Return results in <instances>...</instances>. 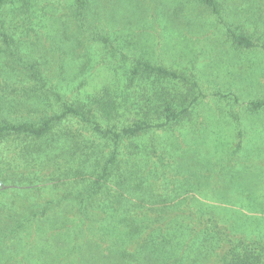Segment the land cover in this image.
Masks as SVG:
<instances>
[{
  "label": "rangeland",
  "instance_id": "374dc122",
  "mask_svg": "<svg viewBox=\"0 0 264 264\" xmlns=\"http://www.w3.org/2000/svg\"><path fill=\"white\" fill-rule=\"evenodd\" d=\"M224 1L234 10L227 7V18L233 23L227 18L224 22L197 0H87L84 10L76 0H10L0 18V124L33 121L28 106L33 112L42 106V115L49 116V104L56 102L54 92L65 83L59 78L72 74L71 65L82 71L87 63L81 54L82 63L76 64L80 54L72 55L69 43L82 36L76 39L86 50L85 40L91 33L88 24L96 22L99 32L111 37V44L101 53L103 71L93 83L109 80L110 75L114 89H127L126 75L136 58L196 74L204 97L182 120L177 134L169 132L168 124L157 135V143L174 148L178 162L181 159L191 171L197 170L196 186L203 188L201 192L195 189L193 203L213 206L222 219L235 211L241 216L236 218L238 224L247 229L239 230L252 238L258 236L264 244V109H249L251 99L264 98V49L236 47L226 29L228 24H240L259 39L257 43H263L264 0H242L240 7ZM74 29L80 33L74 31L71 36L69 30ZM175 136L180 138L179 149ZM152 138L148 133L138 142L148 144ZM15 139L14 135L0 136V264H28L27 231L21 226L26 218L40 219L50 203L69 216L78 212L70 207L73 197L66 196L67 191H75L69 184H60L52 194L18 189L15 184L22 183V176L29 172L43 177L41 168L51 172L68 164L71 153L59 162L39 163L27 155L26 146L40 145L42 140L26 138L19 148ZM113 147L107 141L87 152H97L98 168ZM20 150L26 154L19 155ZM81 153L84 158L86 152ZM229 160L232 165H227ZM92 161L90 169L95 167ZM87 175L91 176L89 171ZM4 180L13 186H3ZM36 251L33 246L29 258Z\"/></svg>",
  "mask_w": 264,
  "mask_h": 264
},
{
  "label": "trees",
  "instance_id": "16d2710c",
  "mask_svg": "<svg viewBox=\"0 0 264 264\" xmlns=\"http://www.w3.org/2000/svg\"><path fill=\"white\" fill-rule=\"evenodd\" d=\"M9 1L0 0V18ZM229 1L243 5L242 0ZM197 2L224 22L230 17L227 7L234 13L224 0ZM76 3L80 10L87 6V0ZM234 24L226 29L236 47L264 49V42L257 43L252 32ZM99 25L88 24L91 33L85 40L86 50L77 40L82 36L69 43V52L80 54L76 64L82 63L81 54L87 63L82 71L71 65L72 74L59 78L65 83L54 92L56 102L49 104V116L42 115V106H36L34 112L28 106L33 121L0 124V136L14 135L19 148L26 138L41 139L40 145L26 146L30 149L27 155L39 163L59 162L65 153L72 157L51 172L41 168L43 177L29 172L22 176V183H15L18 189L38 193H55L60 184L75 190L65 192L73 197L75 202L69 203L77 215L59 212L50 203L40 219L26 218L21 224L27 231L28 264H264V244L258 236L252 238L239 230L244 226L236 218L241 216L234 211L222 219L213 206L193 203L195 189L201 192L203 188L196 186L197 170L191 171L181 159L178 162L174 148L157 143V135L168 124L169 132L177 134L182 120L204 97L196 74L136 58L126 75L127 89H114L110 75L109 80L93 83L101 75V53L111 44V37L99 32ZM74 31L80 33L79 29L69 30L71 36ZM249 109L263 110L264 98L251 99ZM148 133L153 136L151 141L140 144L139 139ZM175 138L179 149L180 138ZM107 141L113 143V150L97 168V152L87 151ZM183 156L187 159L188 153ZM90 161L95 166L92 169ZM227 165H232L231 160ZM78 177L84 181H77ZM1 184L13 186L10 180ZM33 246L37 251L31 259Z\"/></svg>",
  "mask_w": 264,
  "mask_h": 264
}]
</instances>
